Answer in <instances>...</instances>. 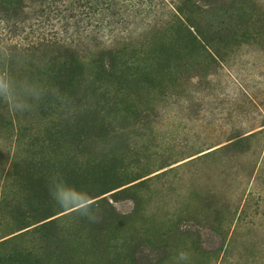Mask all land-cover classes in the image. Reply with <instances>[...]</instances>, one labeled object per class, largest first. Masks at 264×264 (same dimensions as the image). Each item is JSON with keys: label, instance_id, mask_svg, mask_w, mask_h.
<instances>
[{"label": "rangeland", "instance_id": "1", "mask_svg": "<svg viewBox=\"0 0 264 264\" xmlns=\"http://www.w3.org/2000/svg\"><path fill=\"white\" fill-rule=\"evenodd\" d=\"M24 3L0 45L65 48L16 63L17 105L0 93V252L40 247L8 237L40 192L59 264H264V0H191L204 28L245 12L208 54L171 40L170 7L63 22L61 2ZM59 51L82 68L40 110L32 73Z\"/></svg>", "mask_w": 264, "mask_h": 264}, {"label": "trees", "instance_id": "2", "mask_svg": "<svg viewBox=\"0 0 264 264\" xmlns=\"http://www.w3.org/2000/svg\"><path fill=\"white\" fill-rule=\"evenodd\" d=\"M59 2L63 7V17L60 18L63 19V22L76 18H80L79 22H81L89 15L96 17L105 13H109L111 16L121 13L124 18V14L133 12L147 13L150 16L153 15V19H156L158 10L170 7L168 22L164 24V29L168 28L172 31L173 37H171V40L175 44L181 42L186 50L190 49L191 51L204 53L209 49L208 44L211 40L221 41L222 37L228 35L233 37L231 32L233 29L232 23L235 19L230 16L231 14L239 13V16H245L244 11L236 12L233 10L229 14L221 12V15L216 17L213 25L204 28L201 22L197 21V13L192 7L191 0H40L39 5L47 4V7L55 5V8H57ZM0 6V14L5 15L3 18L7 22L6 24L16 23V21H13L12 16L18 13L23 14L24 9L28 7L25 6L24 0H0ZM59 15L61 16V13ZM63 48H65L64 44L58 43L54 39L39 40L31 45H21L19 43L0 45V93L5 96L4 99H8L7 103L17 105L23 97L22 93L24 91L14 88V84H16L14 83V69L18 61L26 64L27 61L35 59V56L30 55L35 49L45 54L52 51V49L59 50ZM120 49L111 51V53L119 54ZM61 53L59 51V58L53 57L47 63L49 68H46L43 74L35 73L34 75L32 73V78L36 76L39 84L44 86L38 98L35 101L33 100V103L36 102L40 110L50 109L51 106L58 105L63 96L61 91H63L64 86L69 85L66 80L82 68V64L77 58H66ZM99 196L101 197L102 194ZM97 202L88 203L86 206L98 205ZM43 203V195L40 192H31L25 200L12 207L11 219L17 225L18 230L8 237L32 233V235H36L40 247L33 252L24 251L18 246L11 245L8 251L0 252V264H59L60 258L54 256L55 249H50V244L57 242L55 236L49 232L54 219L52 217L41 219L44 216L42 215Z\"/></svg>", "mask_w": 264, "mask_h": 264}, {"label": "clouds", "instance_id": "3", "mask_svg": "<svg viewBox=\"0 0 264 264\" xmlns=\"http://www.w3.org/2000/svg\"><path fill=\"white\" fill-rule=\"evenodd\" d=\"M76 210H78V209H76Z\"/></svg>", "mask_w": 264, "mask_h": 264}]
</instances>
